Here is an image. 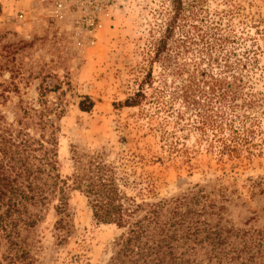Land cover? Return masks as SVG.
I'll return each instance as SVG.
<instances>
[{
  "label": "rangeland",
  "instance_id": "obj_1",
  "mask_svg": "<svg viewBox=\"0 0 264 264\" xmlns=\"http://www.w3.org/2000/svg\"><path fill=\"white\" fill-rule=\"evenodd\" d=\"M184 1L0 0V112L33 126L25 110H65L71 232L59 242L55 199L28 232L35 264H107L123 232L73 187L77 155L122 157L151 196L198 193L228 226L264 233V0ZM211 77L237 98L220 102Z\"/></svg>",
  "mask_w": 264,
  "mask_h": 264
},
{
  "label": "trees",
  "instance_id": "obj_2",
  "mask_svg": "<svg viewBox=\"0 0 264 264\" xmlns=\"http://www.w3.org/2000/svg\"><path fill=\"white\" fill-rule=\"evenodd\" d=\"M173 5L179 13L185 1L173 0ZM211 78L221 88L220 102L237 98L228 89L230 82ZM195 102L206 106L203 99ZM94 106L89 95L79 103L86 112ZM32 110L33 115L24 113L33 126L22 119L9 122L0 112V264H35L28 232L43 221L55 199L59 242L71 232L56 121L65 110L50 106ZM75 163L70 180L86 196L95 221L123 229L107 264H256L264 257L262 231L228 226L212 203H201L198 193L157 199L151 196L152 183L131 179L137 173L119 156L109 160L101 153L77 155ZM131 186L138 188L139 195L129 194Z\"/></svg>",
  "mask_w": 264,
  "mask_h": 264
}]
</instances>
